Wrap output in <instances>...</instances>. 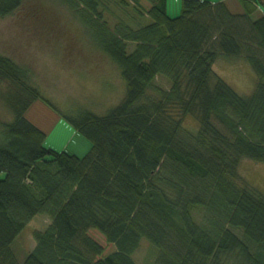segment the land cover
Returning a JSON list of instances; mask_svg holds the SVG:
<instances>
[{
	"label": "trees",
	"instance_id": "trees-1",
	"mask_svg": "<svg viewBox=\"0 0 264 264\" xmlns=\"http://www.w3.org/2000/svg\"><path fill=\"white\" fill-rule=\"evenodd\" d=\"M64 1L119 66L126 94L105 115L67 117L91 148L59 151L28 118L45 101L30 70L0 53L13 114L0 119V264H138L144 239L155 264H264V193L239 173L244 158L264 163V13L254 16L264 0H241L242 14L183 0L176 17L168 0ZM24 2L0 0V17ZM222 56L245 57L251 94L216 73ZM40 214L51 223L21 263L12 245Z\"/></svg>",
	"mask_w": 264,
	"mask_h": 264
},
{
	"label": "rangeland",
	"instance_id": "rangeland-1",
	"mask_svg": "<svg viewBox=\"0 0 264 264\" xmlns=\"http://www.w3.org/2000/svg\"><path fill=\"white\" fill-rule=\"evenodd\" d=\"M238 1L241 0H228V3L239 6ZM182 5L183 0H168L169 16L180 15ZM263 10L259 8L254 16H263ZM117 12L122 14L118 9ZM0 53L30 70V85L45 99L40 101V110H37L40 116L36 119L40 129L47 133L46 146L56 150L65 147L64 151L80 157L86 155L91 142L75 133L67 117L79 116L87 110L105 115L126 94L121 69L99 49L92 31L82 24L64 0H25L13 15L0 17ZM214 70L241 95L251 94L256 86V74L244 56H222ZM156 84L164 89L171 85L165 77H158ZM8 85L0 80L2 121L13 119L3 97L8 92ZM31 114V119L36 116L34 109ZM58 118L59 122L56 121ZM185 128L196 133L198 123L189 117L185 120ZM239 173L251 186L264 193V163L244 158ZM50 223L48 215H37L15 240L12 248L21 263L36 245L34 233L44 231ZM157 256L158 249L144 239L134 259L138 264H155Z\"/></svg>",
	"mask_w": 264,
	"mask_h": 264
},
{
	"label": "crops",
	"instance_id": "crops-1",
	"mask_svg": "<svg viewBox=\"0 0 264 264\" xmlns=\"http://www.w3.org/2000/svg\"><path fill=\"white\" fill-rule=\"evenodd\" d=\"M225 1V3L227 4V6L229 7V9L231 10V12H233V13H235V14H242V13H244V8H243V6H242V4H241V2H239L238 1V4H239V6H234V5H232V4H229L228 3V0H224ZM33 109H34V114L36 115V116H34L33 115V117H32V119H31V113H32V111H33ZM37 110H40V101H37L36 103H34L33 105H32V107H31V109L28 111V118L37 126V127H39V128H41L40 127V123H39V121H38V119H36V117H39L40 116V112H37ZM39 113V114H38ZM55 114V113H54ZM56 115V114H55ZM56 117H58L57 115H56ZM56 121L57 122H59L60 121V118H58V119H56ZM51 125H49V127H50ZM48 127V128H49ZM47 128V129H48ZM51 128V127H50ZM75 129V128H74ZM44 130V129H43ZM75 133H79L78 131H76V129H75ZM86 147V145L84 144V148ZM90 148V147H89ZM63 150H66V148L65 147H61L60 149H59V151H63ZM88 150V149H87ZM90 150V149H89ZM77 155V154H76Z\"/></svg>",
	"mask_w": 264,
	"mask_h": 264
}]
</instances>
